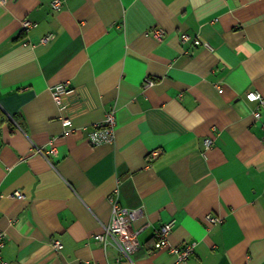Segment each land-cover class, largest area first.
<instances>
[{
    "label": "crops",
    "instance_id": "0c3cea01",
    "mask_svg": "<svg viewBox=\"0 0 264 264\" xmlns=\"http://www.w3.org/2000/svg\"><path fill=\"white\" fill-rule=\"evenodd\" d=\"M53 1L0 0L3 258L264 264V107L247 97L264 96V0ZM111 109L115 137L95 145ZM114 203L144 212L129 255L96 237ZM173 219L186 261L154 246Z\"/></svg>",
    "mask_w": 264,
    "mask_h": 264
},
{
    "label": "built area",
    "instance_id": "2783aa9c",
    "mask_svg": "<svg viewBox=\"0 0 264 264\" xmlns=\"http://www.w3.org/2000/svg\"><path fill=\"white\" fill-rule=\"evenodd\" d=\"M4 1V0H3ZM54 7L57 8L61 4V0L53 1ZM33 23L29 20L23 21V26L28 28L31 27ZM154 35L157 38L163 37L165 30L162 28H154ZM181 39L183 41L193 40L195 44H199L200 40L197 38L191 39V36L188 33H182ZM207 46L208 43H206ZM145 83L147 85H152L154 83L152 78H146ZM219 91H223V88L220 87ZM63 92H69L66 89L65 85L56 86L55 95L59 98V95ZM248 99L251 101H257L258 107L255 111V116L260 117V107H264V96L259 91H249L247 93ZM65 125H70L71 120L65 119ZM115 127H116V117L115 111L113 109L109 110L103 121L98 122L94 126V130L90 131L88 136L90 141L97 145L103 142H109L115 137ZM264 128V125H263ZM207 143L211 144V140L207 139ZM13 197H23V193L20 190H16L12 193ZM144 217V212L142 208H128L121 206L119 203H114L112 217L108 224L104 226V232L99 233L96 237L100 241L108 242V239H111L115 244H118L127 255L136 250L140 244L138 239L139 230L132 231L130 230L131 225ZM207 221L213 224L221 222V218L208 214L206 217ZM175 225V220L168 221L164 223L160 228L156 230V240L154 246L156 249H169L177 257L178 261H186L194 252L195 243H189L183 246L172 245L169 240V235L172 232ZM6 245V232L0 229V264H10L7 260L3 258L2 250ZM53 245L56 249L63 248V243L61 240H54Z\"/></svg>",
    "mask_w": 264,
    "mask_h": 264
}]
</instances>
